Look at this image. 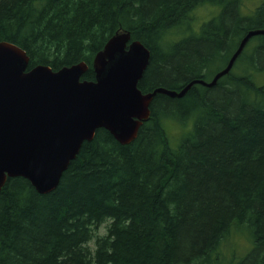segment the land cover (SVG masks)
Listing matches in <instances>:
<instances>
[{"label":"trees","instance_id":"trees-1","mask_svg":"<svg viewBox=\"0 0 264 264\" xmlns=\"http://www.w3.org/2000/svg\"><path fill=\"white\" fill-rule=\"evenodd\" d=\"M203 3L218 12L195 29ZM241 5L0 0V41L27 51V69L85 60L82 79H94L95 54L127 30L151 51L139 87L181 89L211 80L246 32L264 27V0L251 13ZM233 234L250 241L244 254L225 251ZM0 264H264V35L214 86L157 94L132 142L97 129L52 191L9 177L0 190Z\"/></svg>","mask_w":264,"mask_h":264},{"label":"water","instance_id":"water-1","mask_svg":"<svg viewBox=\"0 0 264 264\" xmlns=\"http://www.w3.org/2000/svg\"><path fill=\"white\" fill-rule=\"evenodd\" d=\"M264 27L243 36L227 65L211 80L196 78L181 89L139 87L150 49L127 30H118L93 58L94 79L82 60L54 70L38 64L20 45L0 41V190L9 177L27 178L40 193L55 189L84 141L105 128L121 143L132 142L151 115L159 93L184 96L193 85L214 86L228 74L245 46Z\"/></svg>","mask_w":264,"mask_h":264},{"label":"rangeland","instance_id":"rangeland-1","mask_svg":"<svg viewBox=\"0 0 264 264\" xmlns=\"http://www.w3.org/2000/svg\"><path fill=\"white\" fill-rule=\"evenodd\" d=\"M257 5H259V0H242V11L244 13H251V11L254 10ZM217 12L218 7L210 3H203L198 6L193 12L195 16V29H199L203 21L210 19V17L216 15ZM171 129L173 134H177V132H179V129L177 127L173 128L172 126L170 130ZM107 225V222L103 223L97 230V233L105 234ZM90 244L94 247V240H92ZM225 246V251H227L228 254L232 253L231 251H234V254H244L251 247V243L244 235L233 234L227 240Z\"/></svg>","mask_w":264,"mask_h":264},{"label":"bare ground","instance_id":"bare-ground-1","mask_svg":"<svg viewBox=\"0 0 264 264\" xmlns=\"http://www.w3.org/2000/svg\"><path fill=\"white\" fill-rule=\"evenodd\" d=\"M253 37V36H252ZM196 79V78H195Z\"/></svg>","mask_w":264,"mask_h":264}]
</instances>
